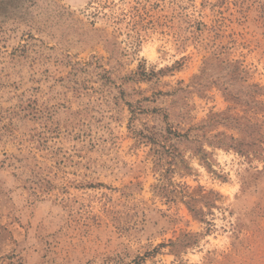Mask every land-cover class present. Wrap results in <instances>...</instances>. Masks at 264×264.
<instances>
[{
  "label": "rangeland",
  "instance_id": "obj_1",
  "mask_svg": "<svg viewBox=\"0 0 264 264\" xmlns=\"http://www.w3.org/2000/svg\"><path fill=\"white\" fill-rule=\"evenodd\" d=\"M0 264H264V0H0Z\"/></svg>",
  "mask_w": 264,
  "mask_h": 264
}]
</instances>
